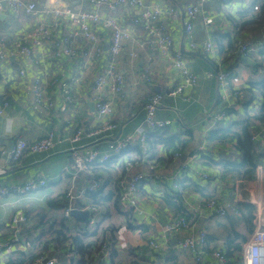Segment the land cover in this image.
<instances>
[{
  "label": "crops",
  "instance_id": "1",
  "mask_svg": "<svg viewBox=\"0 0 264 264\" xmlns=\"http://www.w3.org/2000/svg\"><path fill=\"white\" fill-rule=\"evenodd\" d=\"M25 1L35 3L38 13L28 15L21 12L15 18L8 5L0 10V38L5 39L8 52L12 50L11 47L17 40L26 37L27 33L37 25L46 26L51 32V39L44 41L39 47H34L31 58L13 55L5 61H0V106L5 102L8 103L6 114L0 117V190L35 181L38 175L47 178L51 183L46 188H37L29 193H17L13 190L5 194L0 193L2 194L0 195V264H7L12 256L31 251L35 240L42 231L48 229L49 220L57 222L59 218L66 217L68 227L75 234L82 228L84 230L90 223V215L86 222H82L71 214L73 210L88 211L89 206L91 207L89 210L92 211L95 206L91 205L94 203L89 200L90 198L84 197L75 206L72 205V210L67 216L69 203H66L63 196L72 185L83 189L92 182L89 171L78 173L74 167L71 138L79 128L89 133L99 126L94 113L95 99L100 97L107 101L114 100L115 111L111 120L119 124L118 137L125 139L133 136L139 139V132H142L140 135H145L146 138L140 146L145 152L149 150L146 143L147 134L153 130L145 125V103L154 94L163 96L156 119L170 121V128L180 130L184 128L182 132H187L186 136L189 133V136L183 140L187 145L186 151L180 158L176 159L173 156V160L167 165L160 163L154 165L144 160L146 154L139 157L131 151L130 157L143 163L130 166L126 179L130 180L138 174H145L155 179L164 177L168 187H176L175 175L182 178L184 169L185 174L193 173L200 183L202 192H195L189 188L182 195L186 211L198 217L192 225L206 232L210 250L227 243L231 233L247 237V241L243 244L244 252L255 232L253 234L248 232L244 222L236 223L234 230L227 224L218 225L216 219L210 218L214 216L207 214L203 203L209 197L219 199L221 195L227 198L221 204H229V201L249 203L255 207L256 230L259 228L264 230V127L255 125L251 129L252 141L259 155L256 178L252 181H242L229 176L223 180L218 163L221 160L241 162L242 155L237 149L236 141L226 143L207 141V132L215 127L208 117V112L221 108L231 111L230 118L216 127H227L240 120L245 115V102L250 97L245 92L239 100L240 97L232 94V89L247 87L252 81L264 80V62H254L257 60L254 53L245 59L246 62L233 59L230 64L225 62L221 65L217 47L212 53L216 56L215 61L202 49L194 50L191 44L195 43L201 48L207 42L215 43L214 32H232L234 29L232 20L237 19L238 12L242 10L240 8H247L252 1L232 0L237 5L228 6L223 0H210L192 20V31L187 33L185 11L187 7L195 4L196 0H146L149 6L167 12L161 17L159 24L165 27L166 33L171 38V56L180 53L187 67L199 78L197 86L188 90V95L192 98L191 103L168 96V91L179 85L182 80L167 56H162L163 54L149 43L144 29L132 22L140 12L124 6H118L115 10L105 6L100 10L103 16L112 17L122 26H130L135 30L133 40L124 45L121 56L113 62L117 72L124 77V91L127 96L120 100L108 88L101 91L94 88L95 78L107 75L112 33L101 26H93L99 38L93 48L92 44L82 36H73V31L77 27L71 21L58 19L52 13L59 9H70L74 13L92 11L93 7L89 0ZM207 16L214 21L211 26L205 23ZM251 32L243 31L242 35L262 47L264 30ZM64 43L69 44L76 52L84 48L80 55L87 53L88 58L82 61L80 67L64 54ZM82 45L83 47L80 48ZM57 53L60 55L58 56ZM131 53L135 57H131ZM256 63L262 65L254 66ZM21 71H24V75H21ZM148 71L151 72V76L146 79L145 74L149 73ZM220 71L230 73L226 88L219 86L216 77H207L208 72ZM36 79H40L45 96L56 103L54 109L46 110L36 104L32 91ZM63 85L67 87L72 98L66 111L61 110L66 102ZM49 131H53L56 136V145L50 153L40 155L27 153L21 163L10 158V152L19 140L34 143L45 138ZM107 146L105 140L87 137L78 147L82 153H86L90 149L105 151ZM137 146L133 145L130 149ZM200 146H203L202 150ZM196 152L199 153V158L195 161L190 160V156ZM149 153L150 159L152 155L160 159L165 154L160 145L152 146ZM201 156L205 157L202 159ZM197 173H204L207 178H200ZM98 174L107 176L106 180L109 184H106L107 191L103 189V193L111 194V202L109 206L97 207L100 216L98 226L96 225L97 232L102 239L111 238L108 242L113 240L115 253L113 252L111 261V252L106 257L103 254L102 257L96 258L97 264L99 261L105 264H200L191 252L175 248L177 241L189 236V232L163 233L164 226L177 216L161 198H154L152 193L155 189L154 180L140 184L138 196L133 197L131 202L125 203L121 197L116 202L113 193L116 171L111 169L108 172L100 171ZM99 192L102 193L101 190ZM62 204L64 209L61 210ZM16 215L24 216L26 221L19 225L12 223ZM43 225L46 226L42 229ZM87 229L92 230L90 227ZM163 238H166L165 243L158 251L152 253L148 248L143 255H136L133 258L130 256L132 250L144 247L147 241ZM55 254L61 256V261ZM46 256L55 257L58 264H75L78 260L66 248L60 250L50 248ZM204 257L206 264H218L211 255L204 254ZM35 264H44V260H37Z\"/></svg>",
  "mask_w": 264,
  "mask_h": 264
},
{
  "label": "built area",
  "instance_id": "2",
  "mask_svg": "<svg viewBox=\"0 0 264 264\" xmlns=\"http://www.w3.org/2000/svg\"><path fill=\"white\" fill-rule=\"evenodd\" d=\"M6 2L10 7L12 16L17 18L21 12H24L28 15H35L38 13V8L35 3H28L25 0H0V10H2V3ZM209 0H196L195 4L186 8V31L190 33L192 31V20L196 18L197 15L200 14L203 7L207 5ZM90 5L93 7L92 11H84L79 13H74L70 9H59L54 10L52 13L58 19H67L71 21L77 28L73 31L74 37L82 36L86 41L92 44L93 48L94 44L98 42V36L93 30V26H101L106 31L112 33L110 37V46H109V65L107 69V75H102L94 80V88L97 91L104 90L108 88L114 96L123 100L126 95L124 94V77L119 74L116 70L115 63L116 60L121 56L123 47L126 43L133 40L135 30H133L130 26H122L119 22H117L112 17H105L102 15L100 10L107 6L111 10H115L118 6H124L132 8L135 11L140 12V15L137 18H134L132 22L136 26H141L149 39V43L158 49L162 54V56H167L166 58L172 63L171 65L174 69L177 70L180 79L182 82L171 88L170 92H168V96L174 99H181V101L185 103H191V97L188 95V90L193 89L198 84V76L192 72L186 65V63L182 60V56L179 53L171 56L170 52L172 49V41L170 36L166 33V29L164 26L159 24L161 17L164 13L159 8H154L149 6L146 0H89ZM205 23L210 25L213 23L212 19H206ZM50 30L44 25H37L31 31H29L26 37L17 40L12 45V50L8 52L7 43L4 38H0V61H5L10 56L18 55L23 58H31L34 50V47H39L43 44L44 41H49ZM55 46H59L54 44ZM83 45L80 47L82 48ZM98 48V47H97ZM193 48L198 49L197 45H193ZM84 48L81 51H74L69 44H63V52L69 58V60L75 61L80 67L82 61H86L88 57L87 53L80 55L83 52ZM202 50L205 51L207 55H211V58L216 61V56L213 55V51H216V47L212 42L206 43ZM89 53L91 51H88ZM248 52L247 46L241 47L239 53L245 55ZM59 56L60 53H57ZM131 57H135L133 53H131ZM148 73L145 74V76ZM21 75H24V71H21ZM207 77H216L217 82L220 87L226 88L228 79L230 78V73L228 71H220V72H208ZM64 87V95L65 101L61 110L66 111L67 106L72 102V98L69 94V91L65 85ZM32 91L34 94V100L37 105L44 107L46 110H52L55 108L56 103L47 98L44 94L43 87L41 86L40 79H36L32 86ZM234 96L240 97L239 92H234ZM163 96L161 94L154 95L145 103V125L149 128H152L153 131L158 129H165L171 126V122L168 120L159 121L156 119V113L161 105ZM114 100H103L100 97L95 99V115L96 119L103 120L110 117L113 114L112 102ZM8 107V103L5 102L2 106H0V117H3L6 114V109ZM209 119L214 123V125L221 123L227 119H229V115H227L223 108L215 113L208 114ZM119 131L118 125H107L95 131L93 133H87L83 129H78L75 137L73 138V144L79 143L82 139L87 137H94L95 135L103 136L109 135V138H115L116 133ZM142 132H139V139L134 138L133 136H128L125 139H115V140H105L108 144L107 149L105 151H101L95 149L96 151H91L87 153L84 158L76 157V167L79 171H82L83 165L85 163H96V162H104L108 161L111 157H114V161L124 158V154L133 147V145H138L144 143L145 135H140ZM137 141V143H136ZM55 145V134L53 131H49L47 136L37 141L33 144H28L26 141L19 140L14 148L10 152V158L14 161H18L21 158V155L26 150L30 151L33 154H41L49 152L54 148ZM200 150L203 149V146H200ZM76 156V153H75ZM199 153L196 152L190 156V160L195 161L199 158ZM176 159L180 158V154H175ZM184 166V165H183ZM130 167V166H129ZM186 168V166H184ZM129 169V168H128ZM85 170V169H83ZM184 171V170H183ZM200 178H207V175L204 173H197ZM149 176L145 174H138L134 178L127 180L125 178L122 179L119 185L120 197L123 202H131L132 198L138 196L139 185L150 182L148 179ZM175 178H180L179 175H175ZM165 182L164 177H160L159 179H155L154 188L160 189L162 183ZM46 185V181L42 178H38L35 181L28 182L24 185H17L15 187H5L0 190V193L5 194L10 190H13L17 193H29L31 191L36 190L37 188H44ZM176 186V184H175ZM0 194V195H2ZM69 203V202H68ZM207 210V214L209 216H223L228 210L231 209L229 204H220L215 202V200L209 201L205 207ZM97 207H94L92 211H97ZM72 210V205L69 203V208L66 210V215L68 216L70 211ZM26 218L20 217L18 215L14 216L12 219V223L19 225L24 223ZM95 219L91 221L94 223ZM178 231H187L189 232V236L180 239L177 241L175 248L189 251L195 257V260L200 263H206L204 253L202 251L205 242H206V233L204 231L198 230L194 225L186 222L185 219H173L169 223L164 226L163 233H174ZM166 238L162 240L151 239L148 241L147 246L152 251H158L162 248V245L165 243ZM1 250V246H0ZM111 249L108 247L104 250V257L110 254ZM218 264H235L234 262H230L224 256L222 250L215 251L211 254ZM44 264H58V261L55 257L47 258ZM240 264H264V230L258 229L251 236L249 242L247 243L242 258L240 260Z\"/></svg>",
  "mask_w": 264,
  "mask_h": 264
},
{
  "label": "trees",
  "instance_id": "3",
  "mask_svg": "<svg viewBox=\"0 0 264 264\" xmlns=\"http://www.w3.org/2000/svg\"><path fill=\"white\" fill-rule=\"evenodd\" d=\"M255 6H259L258 11L254 10ZM232 19L233 18H231V20ZM232 21L234 25L232 32L213 33V40L216 43L217 52H219L218 59L221 65L225 62L230 64L229 62L233 59L246 62L245 59L253 55L252 52H247L245 55H242L238 51V46L245 37V35H242L243 31L252 33L251 31H258L261 29L264 30V0H254L250 8L239 11L237 19H233ZM259 49L260 50L255 53L257 60L254 62H264V45L259 47ZM260 64L261 63H256L254 66H259ZM232 90L233 92L241 93L238 88ZM243 91L248 93L250 97L249 100L245 102V115L232 125L227 127H216L207 132L206 139L209 142L226 143L228 141H236L237 149L242 155L241 162L221 160L218 163L221 172V179L223 180H225L226 177L233 176L234 178L242 181H252L257 175L259 155L257 154L256 146L252 141L253 137L251 129L254 128L255 125H261L264 127V80L250 82L247 87L245 86ZM223 111L227 115L231 114L229 109L225 108ZM176 129L177 131H175ZM184 130V128L180 130L178 128L168 127L165 129L150 131L147 134L148 137L146 140L149 150L145 151L146 153L144 154H146V158H144V160L154 165L159 163L161 165H167V163L173 160L172 157L175 156V154L181 155L184 153L187 145L183 140L189 136V133L186 136L187 132H182ZM158 145H160L164 150V157L156 159V157L152 155L150 159L151 154L149 151L152 146ZM143 150L144 149L141 146H137L134 149H128L126 152L128 159L119 164L115 163L116 161H114V157H111L108 161L104 162L88 163V167L85 170L91 173V183L99 185L96 192L85 193V197H89V200L94 203L91 204L92 206L102 208L103 206H109V203L111 202V194L103 193L104 187L109 184L106 180L107 176L104 174L99 175L98 173L100 171L108 172V170L111 171V169L116 171L117 175L114 182L115 190L113 193L115 194L116 202L119 201V180L127 176L129 166L143 163L136 158L130 157L129 152L134 151L137 156L141 157L143 154L141 152H144ZM204 157H202V159ZM184 171L183 177L175 180L176 187H168L167 183L163 182L161 189L156 190L153 188L154 190L152 193L154 198H161L165 204L174 211L177 216L175 218H183L187 223L194 224V222L198 220V217L186 211L182 195L183 192L189 188L195 192H202V190L197 177L190 172L185 174ZM100 190L102 193L99 192ZM63 197L66 199L67 193H65ZM211 200H215V202L221 204L223 201H226L227 198H225L224 195H221L219 199L209 197L206 201H204L203 207H205V205ZM229 205L232 211L229 209L223 216H214L210 218L216 219L218 225L227 224L229 227H232V230L235 229L234 225H236V223L244 222L248 227V232L253 234L256 231L255 207L249 203H233L230 201ZM60 209H64L63 204ZM48 223V229L42 231V234L35 240L32 246L33 249L28 253H21L19 255L12 256L8 260L7 264H35L37 260L46 256L50 248H57L58 250L64 248L68 249L69 252L72 255H75V258L78 259L75 264H97V259L102 257L104 254L103 251L106 247L111 248L110 252L112 253V258L110 261L113 259L115 253L113 249V240L108 242L111 238L102 239L101 236H99L97 232L98 224L92 231L87 229V225L84 230L82 228L79 233L75 234L71 232V229L68 227L67 218L64 216L59 218L57 222L49 220ZM45 226L46 225H43L42 229L45 228ZM246 241L247 237L231 233V236L228 237L227 243H223L221 246L218 245L210 250L208 248L206 234V242L202 251L204 254L211 255L215 251L222 250L226 259L230 262H234L235 264H240L243 253V244ZM147 243L148 241L142 248L132 250L133 252L131 251L132 253L130 256L133 258L136 255H143L149 248ZM150 251L153 253L151 249ZM98 264L105 263L103 261H99Z\"/></svg>",
  "mask_w": 264,
  "mask_h": 264
},
{
  "label": "rangeland",
  "instance_id": "4",
  "mask_svg": "<svg viewBox=\"0 0 264 264\" xmlns=\"http://www.w3.org/2000/svg\"><path fill=\"white\" fill-rule=\"evenodd\" d=\"M210 1V0H209ZM252 2L251 3H253L254 2V0H251ZM223 2H224V4H227L228 6H230V5H232V4H236V3H234L232 0H223ZM209 3V2H208ZM207 3V4H208ZM237 5V4H236ZM206 6V5H205ZM204 6V7H205ZM250 6L251 5H249L247 8H240V9H242V10H245V9H248V8H250ZM203 7V8H204ZM259 6H255L254 7V10L255 11H258V8ZM203 10V9H202ZM206 19H212L211 17H208L207 16V18ZM213 20V19H212ZM213 23H214V21H213ZM212 23V24H213ZM212 24H210V25H207V26H211ZM185 30H186V27H185ZM187 32V31H186ZM188 33V32H187ZM207 43H209V42H207ZM214 45H215V47H217L216 46V44L215 43H213ZM193 45H196L195 43H192L191 44V46H192V48H193ZM257 45H258V47H257ZM264 44H262V46H263ZM198 46V49H202V47L200 48V46L199 45H197ZM243 46H247V48H248V53L249 52H252L253 54L254 53H257L260 49H259V47H261V45L260 44H257V43H254L253 42V40H248L246 37H244L243 38V41L239 44V49H238V51L240 52V50H241V47H243ZM194 50H198V49H195V48H193ZM255 51V52H254ZM182 56V55H181ZM182 60L185 62V59H183L182 58ZM228 70V69H227ZM149 72V71H148ZM233 75V74H232ZM151 76V72H149L146 76H145V78L146 79H148V77H150ZM244 88L245 87H243V88H239L238 87V89H240L239 91L241 92L240 93V98H239V100L241 99V95L242 94H244L245 93V91H243L244 90ZM171 90V89H170ZM170 90L168 91V92H170ZM234 92L232 91V94H233ZM124 94L127 96V94H126V91H124ZM155 95V94H154ZM153 95V96H154ZM152 96V97H153ZM112 102V107H113V114L110 116V117H108V118H106V119H103V120H99V126L97 127V128H95V129H93L92 131H90L89 133H93V132H95V131H98L99 129H101L102 127H104V126H107V125H110V124H113V125H119V124H117V123H115V122H113L111 119H112V116L114 115V111H115V106H114V104H113V101H111ZM120 102H122V101H120ZM222 109V108H221ZM221 109H213V111L212 112H208L209 114H215V113H217V112H219ZM94 113H95V110H94ZM229 118H230V116H229ZM223 122H225V121H223ZM222 123V122H221ZM218 124H220V123H218ZM218 124H216L215 125V127L218 125ZM214 127V128H215ZM210 129H213V128H210ZM209 129V130H210ZM48 133V132H47ZM45 136H47V134L45 135ZM75 137V135L71 138V142H72V140H73V138ZM95 138H97V139H99V140H108V141H111V140H115L116 138L117 139H119V137H118V135H117V133H116V135H115V138H109V135H103V136H98V135H95L94 136ZM44 139V138H43ZM42 140V139H41ZM83 140L84 139H82V142H83ZM38 141H40V140H38ZM37 142V141H36ZM81 142V143H82ZM35 143V142H34ZM73 143V142H72ZM80 142L79 143H76V144H73V147H72V157H73V160H74V167H75V169H76V171L78 172V173H80L81 171H79L76 167H78L77 166V163H76V157L78 156V157H80V158H84L86 155H87V153H89V152H91V151H96L95 149H90L88 152H86V153H82V151L79 149L80 147H78V146H80V144H81ZM28 144H33V143H28ZM55 145H56V136H55ZM55 145H54V147H55ZM77 146V147H76ZM54 149V148H53ZM52 149V150H53ZM52 150H50L49 152H46V153H41V154H48V153H50ZM146 150V149H145ZM27 153H30V154H33V153H31L30 151H28V150H26L25 152H23V154L21 155V158L17 161V162H19V163H21V161H22V159H23V157L27 154ZM75 153H76V156H75ZM144 153H146V152H144ZM143 153V154H144ZM40 155V154H39ZM124 158H120V159H118L117 158V160H116V164H119V163H123L124 161H126L127 159H128V155H127V153H125L124 154V156H123ZM13 160V159H12ZM19 167H21L20 165H19ZM18 167V168H19ZM88 167V163H85L84 165H83V169H86ZM82 169V171H84ZM38 178H42V179H44L45 181H46V185L44 186V188H46V187H48V185L51 183V181H49L47 178H45V177H43L42 175H38L37 176V178L36 179H38ZM35 179V180H36ZM148 179L149 180H154L155 181V178H151L150 176L148 177ZM122 181V178L119 180V182H118V187H119V185H120V182ZM98 184L96 185V184H89L86 188H83V189H79L78 188V186L77 185H72L71 186V188L69 189V191L67 192V197H66V203H70L71 205H74L75 206V204L78 202V201H81L84 197H85V193L86 192H96V190H97V188H98ZM99 190V189H98ZM104 190H106L107 191V188L106 187H104ZM91 207L89 206L87 209H88V212H89V215L91 216V218H90V223L88 224V227H90L92 230H94L95 228H96V225H97V223H98V221H99V219H100V216H99V210L98 211H91V210H89ZM78 211V210H77ZM93 219H95V222L94 223H91V221L93 220ZM87 227V228H88ZM91 230V231H92ZM56 255V254H55ZM60 255V254H59ZM57 256V255H56ZM61 257V256H60ZM60 257H58L57 256V258H58V260L59 261H61L60 259ZM47 258H51V257H43V258H41V259H39V260H46ZM204 264H206V263H204Z\"/></svg>",
  "mask_w": 264,
  "mask_h": 264
},
{
  "label": "water",
  "instance_id": "5",
  "mask_svg": "<svg viewBox=\"0 0 264 264\" xmlns=\"http://www.w3.org/2000/svg\"><path fill=\"white\" fill-rule=\"evenodd\" d=\"M3 7L7 6L6 2L2 3ZM72 216H74L76 219L82 221V222H86V220L88 219L89 216V212L85 211V212H79L77 210H73L71 212ZM46 262V260L44 261V263Z\"/></svg>",
  "mask_w": 264,
  "mask_h": 264
}]
</instances>
